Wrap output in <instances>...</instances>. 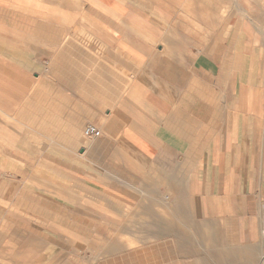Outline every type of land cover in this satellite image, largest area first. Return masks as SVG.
I'll return each mask as SVG.
<instances>
[{
	"label": "crops",
	"instance_id": "0c3cea01",
	"mask_svg": "<svg viewBox=\"0 0 264 264\" xmlns=\"http://www.w3.org/2000/svg\"><path fill=\"white\" fill-rule=\"evenodd\" d=\"M170 206L263 240L264 0H0V264Z\"/></svg>",
	"mask_w": 264,
	"mask_h": 264
},
{
	"label": "rangeland",
	"instance_id": "374dc122",
	"mask_svg": "<svg viewBox=\"0 0 264 264\" xmlns=\"http://www.w3.org/2000/svg\"><path fill=\"white\" fill-rule=\"evenodd\" d=\"M157 210L156 215L137 210L123 227L105 234L90 230L87 244H73L51 264H241L242 255L252 253L249 248L263 253L264 234L259 244L229 239L226 245H216L209 222L194 210L187 215L173 214L172 206ZM98 221L97 215L89 216L90 227Z\"/></svg>",
	"mask_w": 264,
	"mask_h": 264
},
{
	"label": "built area",
	"instance_id": "2783aa9c",
	"mask_svg": "<svg viewBox=\"0 0 264 264\" xmlns=\"http://www.w3.org/2000/svg\"><path fill=\"white\" fill-rule=\"evenodd\" d=\"M84 135L89 137V138H98L102 135V132L100 130V128L98 126H96L95 124H88L85 128H84Z\"/></svg>",
	"mask_w": 264,
	"mask_h": 264
}]
</instances>
